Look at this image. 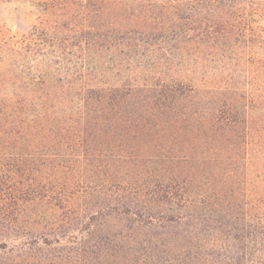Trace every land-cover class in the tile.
I'll return each mask as SVG.
<instances>
[{
  "label": "trees",
  "instance_id": "trees-1",
  "mask_svg": "<svg viewBox=\"0 0 264 264\" xmlns=\"http://www.w3.org/2000/svg\"><path fill=\"white\" fill-rule=\"evenodd\" d=\"M2 5L0 264H264V0Z\"/></svg>",
  "mask_w": 264,
  "mask_h": 264
},
{
  "label": "rangeland",
  "instance_id": "rangeland-1",
  "mask_svg": "<svg viewBox=\"0 0 264 264\" xmlns=\"http://www.w3.org/2000/svg\"><path fill=\"white\" fill-rule=\"evenodd\" d=\"M0 15L7 20L0 23V34L7 39H19L28 34L35 21L34 12L28 10H13L11 5H2Z\"/></svg>",
  "mask_w": 264,
  "mask_h": 264
}]
</instances>
